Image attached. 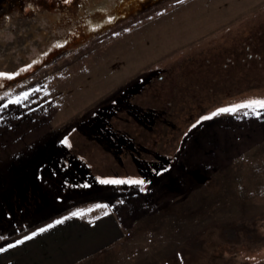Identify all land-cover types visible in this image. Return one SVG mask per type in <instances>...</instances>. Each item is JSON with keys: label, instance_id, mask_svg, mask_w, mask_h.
<instances>
[{"label": "rangeland", "instance_id": "rangeland-1", "mask_svg": "<svg viewBox=\"0 0 264 264\" xmlns=\"http://www.w3.org/2000/svg\"><path fill=\"white\" fill-rule=\"evenodd\" d=\"M263 3L173 1L116 26L72 57L43 70L29 84L0 98V169L29 154L49 135L109 98L152 64L241 20ZM258 110L248 107L223 112L203 132L196 152L211 174L205 190L168 206L148 203L143 210L137 209L122 225L123 240L81 263L264 264V240L251 244L248 235L232 232L242 220L264 223V111ZM29 178L0 195V227L12 221L11 213L14 220L20 216L10 226L18 228L9 227L12 234L0 233L6 240L73 213L85 217L110 213L109 205L114 208L128 200L123 196H82L65 205L57 201L38 208L39 200H34L37 192L31 191L32 201H28ZM63 183L53 186L68 187ZM36 209L39 212L35 213Z\"/></svg>", "mask_w": 264, "mask_h": 264}, {"label": "flooded vegetation", "instance_id": "flooded-vegetation-1", "mask_svg": "<svg viewBox=\"0 0 264 264\" xmlns=\"http://www.w3.org/2000/svg\"><path fill=\"white\" fill-rule=\"evenodd\" d=\"M173 1L177 0L153 8ZM125 2L17 0L9 3L0 11V81L35 70V75L15 91L43 70L114 31L115 28L110 29L87 45L66 53L86 34L114 22ZM117 91L111 101L60 134L52 144L53 149L37 159L16 183L30 176L26 182V193L31 198L28 201H32L30 194L35 182L41 185L39 172L54 161L69 171L68 187L62 186L48 194L42 189L37 204H42L44 198L65 205L82 196L98 199L109 195L138 197L144 204L160 207L205 190L211 174L206 164L195 160L196 151L203 132L214 125L221 113L211 119L202 118L220 108L264 100V3L241 20L152 64ZM251 108L264 111L255 105ZM41 162L45 165L41 166ZM4 168L0 169V176ZM135 180L144 183L129 182ZM13 186L0 187V195ZM11 215L12 221H5L0 227V233L5 232V236L13 233L10 226L20 219L19 216L14 220L15 214ZM246 223L251 224L243 225ZM237 224L234 234L248 235L251 244L264 240L261 225L264 223L259 219ZM16 228L13 226L12 230ZM4 235L0 234V242L6 240Z\"/></svg>", "mask_w": 264, "mask_h": 264}, {"label": "crops", "instance_id": "crops-1", "mask_svg": "<svg viewBox=\"0 0 264 264\" xmlns=\"http://www.w3.org/2000/svg\"><path fill=\"white\" fill-rule=\"evenodd\" d=\"M195 160L206 164L203 163L201 154L195 156ZM127 199L114 208L109 205L110 213L90 215L89 212H83L89 217L81 214L63 216L58 219L61 223H56L58 220H55L31 232L24 231L11 237L7 239L8 242H0V248L4 249L0 251V264H82L81 261L85 258L123 240L122 225L125 220L137 209L141 211L146 208V204L138 197L129 196ZM139 201L142 203L138 204ZM48 225L52 227L49 228ZM41 228L46 230L39 232ZM33 232L37 235L32 236ZM26 236L32 238L24 240ZM18 240L23 243L16 244ZM10 244L15 246L10 248Z\"/></svg>", "mask_w": 264, "mask_h": 264}, {"label": "water", "instance_id": "water-1", "mask_svg": "<svg viewBox=\"0 0 264 264\" xmlns=\"http://www.w3.org/2000/svg\"><path fill=\"white\" fill-rule=\"evenodd\" d=\"M16 1L17 0H0V11L3 8H5L9 3H15ZM166 1H172V0H126V2L118 9L117 18L114 22L108 24L107 26H104L103 28H101L96 32H92L88 35L86 34V37L82 41L78 42L73 46H70L66 50V53L72 52L82 46L87 45L93 38L98 37L106 33L108 30L115 28L116 26L114 25L116 23L120 21H124L126 19H135L138 16H140L142 13ZM34 75H35V70H31L28 73H26L24 76L0 81V97L10 93L18 85L22 83H26ZM117 94L118 91L115 92L113 95H111L109 98L96 104L94 107H92L87 112L82 114L79 118H76L71 123H69L66 127L57 130L53 134L49 135L40 145H38L33 149L30 155L22 156L18 160L9 163L3 169L2 175L0 176L1 189L11 187L15 185L17 182L21 181L23 177L27 174L31 166L37 161V159H39L41 156L45 155L47 152H50L53 149L52 143L56 140V138L60 134L68 130L77 121L86 118L92 111L96 110L103 104H106L109 101H111ZM25 228L26 227H24V229Z\"/></svg>", "mask_w": 264, "mask_h": 264}, {"label": "trees", "instance_id": "trees-1", "mask_svg": "<svg viewBox=\"0 0 264 264\" xmlns=\"http://www.w3.org/2000/svg\"><path fill=\"white\" fill-rule=\"evenodd\" d=\"M76 164H77V162H76ZM58 166H61V165H59V163L57 165V163L54 161L52 163V165H50V166L49 165L48 166L46 165L45 167H43L41 169V172H39V175L38 176H39V178L41 177V180H42L41 185H39V183H37V181H36L35 182V187L32 190V191L37 192L36 193L37 195L35 196L37 198L36 200H38V196H40L39 193L41 192L42 189H43V192L44 191H47V194H48L49 191H56L55 188H54V186H53L54 182L56 183L55 186H58L59 184L60 185L61 184L63 185L64 184L63 182H67V180L69 179V178H67L65 180L66 176H68L67 175V172H69L67 170V168H65L64 166H61V167L58 168ZM77 166H78V164H77ZM61 171H63V172H61ZM61 177H63L64 180H62ZM50 185H51V187H50ZM45 187H47V188H45ZM58 189H59V187H58ZM41 196H42V194H41ZM45 201H47V202L45 203ZM49 202H50L49 198L48 199L47 198L46 199L44 198L42 204H36L35 207H38V208L41 207V208H43Z\"/></svg>", "mask_w": 264, "mask_h": 264}, {"label": "snow or ice", "instance_id": "snow-or-ice-1", "mask_svg": "<svg viewBox=\"0 0 264 264\" xmlns=\"http://www.w3.org/2000/svg\"><path fill=\"white\" fill-rule=\"evenodd\" d=\"M27 94H25V98H26ZM13 102H16L18 103L19 101H13ZM258 106L259 108H264V100H261V101H252V102H249L248 104H241V105H235V106H232V107H227V108H220L217 110V112H213L210 116H206V117H203L202 119H211L213 116H216L218 115L219 113H223V112H235L238 108H248V107H253V106ZM199 123V121L197 122ZM196 125H193V127H195ZM105 183H124V181H104ZM130 183H134V184H143L144 181L142 180H135V181H129ZM107 214V213H105ZM72 215H80V213H73ZM62 221H56V223H61ZM48 227H52V225H48ZM46 229L45 228H41L39 229V232H43L45 231ZM37 235L36 232H33L32 233V236H35ZM32 237L31 236H26L24 237V240H28V239H31ZM23 243L22 240H18L16 241V244H21ZM15 245L13 244H10L8 245V247H14ZM4 249L0 248V251H3Z\"/></svg>", "mask_w": 264, "mask_h": 264}]
</instances>
